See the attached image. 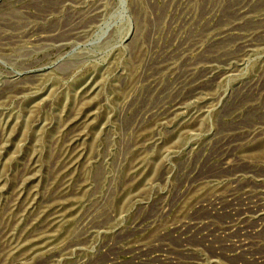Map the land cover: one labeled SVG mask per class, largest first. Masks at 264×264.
Returning a JSON list of instances; mask_svg holds the SVG:
<instances>
[{
	"label": "rangeland",
	"instance_id": "1",
	"mask_svg": "<svg viewBox=\"0 0 264 264\" xmlns=\"http://www.w3.org/2000/svg\"><path fill=\"white\" fill-rule=\"evenodd\" d=\"M0 264H264V0H0Z\"/></svg>",
	"mask_w": 264,
	"mask_h": 264
}]
</instances>
